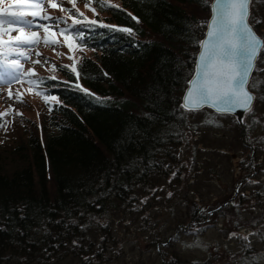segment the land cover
Here are the masks:
<instances>
[{"label":"trees","instance_id":"trees-1","mask_svg":"<svg viewBox=\"0 0 264 264\" xmlns=\"http://www.w3.org/2000/svg\"><path fill=\"white\" fill-rule=\"evenodd\" d=\"M211 1L118 0L116 7L91 0L102 15L98 21L130 29L131 35L77 25L85 36L83 44L75 42L92 55L76 63L79 75L60 64L55 79L40 77L45 83L37 89L57 98L41 120L40 134L34 127L25 141L0 145V264H68L83 257L90 259L81 263L103 262L112 233L111 215L138 219L160 205L154 194L166 183L175 197L191 204V211L186 224L177 222L175 234L150 237L160 264L179 260L160 252L163 244L177 243L181 235L203 234L217 228L219 221L225 225L220 230L224 234L241 228L256 233L251 245L237 238L229 264H264V206L249 217L242 213L253 207L245 203L247 199L256 205L264 200V185L237 202L209 206L195 204L190 198L192 183H186L190 167L198 165L213 175L215 157L220 163L227 160L219 151L214 154L205 150H210L208 146L200 147L204 142L195 139L198 132L220 130L217 119L230 120L246 151L239 162L240 174L233 179L234 189L264 171L257 157L264 156V140L262 134L252 133L262 124L264 51L249 84L255 104L242 127L231 116L181 107ZM263 5L264 0H252L249 19L261 38L264 23L256 21H264ZM199 113L209 119L191 120Z\"/></svg>","mask_w":264,"mask_h":264},{"label":"rangeland","instance_id":"rangeland-1","mask_svg":"<svg viewBox=\"0 0 264 264\" xmlns=\"http://www.w3.org/2000/svg\"><path fill=\"white\" fill-rule=\"evenodd\" d=\"M102 1L118 5V0ZM51 2L57 3L59 7L57 9H52L49 6V0H44L41 9H34L25 4L21 7L14 6L12 11L22 13L38 11L41 15L46 14L54 18H64L67 25L71 23V19H68L69 16H75L80 20H84L85 17L88 20L102 17L101 14H99L100 17L98 16L96 10L95 13L93 12L92 9L95 8L90 0H76V8L83 13V16L76 15V9L72 7L68 0H51ZM86 2L89 3L88 8H85ZM15 3L16 0H5L3 4H0V7H8L9 4L15 5ZM59 8H64L68 11H60ZM262 10H264V5L262 6ZM26 18L32 20L31 16H27ZM36 23L51 24L52 22L37 19ZM65 26V24L60 25L61 28ZM8 27L9 26L5 25V28ZM12 28L13 30L7 33L0 32V41L7 42L10 38L14 41L11 44H0V60H2L5 51L17 47L15 37L21 35V32L17 26H12ZM30 31H37L38 36L36 39L38 42L31 46L19 48V51H24L26 53L25 57H19L15 53H12L9 55L8 59L20 60L23 65V71L27 72L28 69H32L34 75L31 77L23 76L20 82H15L11 85L0 83V113H7V115L0 116V124L3 125L0 128V145L3 146H11L20 140L25 141L33 133L34 127L35 131L40 134L38 127L41 124V120H43L44 116L48 115V106L55 102V100L49 99L46 103L44 97L38 94L40 91L37 89V85L30 84L28 82L29 79L36 80L40 77H56L58 76L55 72L57 65L64 64L72 68L75 67L76 63L80 62L83 57L92 55L87 50L78 47L75 40L69 39L66 42L64 36L61 35L56 28H50L48 33H45L42 28L33 27L29 29L25 27L22 33L23 36H29ZM53 31L56 32L55 36H53ZM65 35L67 34L65 33ZM45 36H47L49 41L52 39L57 40V44L55 46H52L50 43L45 44ZM67 44L72 45L71 51L69 47L66 46ZM37 60L40 62L34 63ZM8 71L11 72V69L8 68ZM10 93L11 97L9 95ZM17 96L20 97V100L16 99ZM263 116L264 110L262 111V124L256 125L259 128L252 131V133L256 135L262 134V140H264ZM208 119L209 116L204 113H199L191 118V120H198L200 122ZM217 120L221 122L220 130L206 131V134H204L205 136L198 132L195 135V139L196 141L204 142L200 147L206 145L210 150L203 148L214 154L219 151L225 154L227 160L224 163H220L218 158L215 157L213 161L215 164L213 167L215 169H212L214 171L213 175L205 174L204 170H201L198 165L190 167L189 170L191 173L186 183H192L191 190L193 189L194 192L190 193V198L195 204H202L205 202L209 206H214L217 203L225 201H232L234 203L240 200V196L249 195L252 191L264 185V171H258L256 175L246 179V184H244L241 189H234L235 182L233 179L240 174L239 162L246 157V151H244L237 142L235 131H233V128H230V120ZM202 137L204 139H202ZM251 137H253V135ZM257 157L259 158L258 163L261 165L264 164V156L259 154ZM174 178L175 177L168 182L171 184ZM167 186V183L164 184L158 188L154 194L155 199L160 200V205H157L158 207L155 208H149L147 213L137 216L139 217L138 219H132V217H135H129L128 215H111L109 219V228H111L112 233L109 235V249L104 255L103 262L92 259L90 262L82 263L160 264L159 252L150 244V237H156V235L160 237H169L175 234L177 222L180 220L186 224L191 211V204H188V202H185L181 198L175 197L173 190H169ZM175 190L177 189L175 188ZM182 192L183 190L181 193ZM169 193H172V195L169 196ZM245 203H249L248 205L250 206L253 205V207H249L246 212L242 211V213L248 215V217L250 214H256L264 206V200H262L259 205L250 202L248 199ZM227 214L229 218L233 217V211H229ZM219 223L217 228L209 229L203 234L181 235L177 243H173L172 245H169L170 242L163 244L162 248H160V252H165L167 257H170L171 254L177 256L179 260L175 261V264H229L233 256L228 254L229 251L237 248V238L244 244L251 245L253 240H256V233L252 229L241 228L234 233L230 232L224 234L220 230L224 229L225 225L222 221H219ZM226 223L228 226L229 221ZM160 227H165L163 232L158 231ZM255 246H259L257 242H255ZM87 259L89 260L90 257L69 261L68 264H82L81 260L85 261ZM206 261L209 262L206 263Z\"/></svg>","mask_w":264,"mask_h":264},{"label":"snow or ice","instance_id":"snow-or-ice-1","mask_svg":"<svg viewBox=\"0 0 264 264\" xmlns=\"http://www.w3.org/2000/svg\"><path fill=\"white\" fill-rule=\"evenodd\" d=\"M5 0H0L3 4ZM73 8L76 9V15L83 16V13L76 8V0H68ZM252 0H215L212 9V16L207 23L208 31L206 39L199 44L200 52L197 62V73L195 77L189 81L187 94L184 97L181 107L189 111H195L202 107L209 106L214 108L220 114H235L237 111H242L245 114H250L252 111V102L254 95L248 91V86L251 83L250 77L255 71V60L261 51H264V38L259 37L253 25L249 23V4ZM100 3V0H97ZM27 4L34 9H41L44 0H16L15 5L9 4L8 7H0V32L7 33L13 30L12 26H17L21 35L15 37L17 44L16 48H10L3 53L0 66L10 68L11 72H6L0 76V83H7L11 85L15 82H20L23 76L31 77L34 75L32 69L27 72L23 71V65L18 59H8L9 55L15 53L19 57H25L24 51H19L20 47H26L36 44L38 41L37 31H30L29 36H23L25 27L32 29L33 27L42 28L45 33H48L50 28H56L60 34L64 36L65 41L69 39L79 40L81 44L84 43L85 33L77 28V25L86 26L90 31L94 30L95 26L101 28H112L113 31H120L131 35V30L127 28H118L101 23L95 19L84 20L77 19L75 16H69L71 24L67 25L64 18H54L49 15H41L38 11H31L29 13L14 12V6L21 7ZM49 6L52 9H57L59 5L49 0ZM104 6L103 4L101 5ZM89 7V3H85V8ZM60 11H68L64 8H59ZM95 13V9H92ZM31 16L32 20L26 17ZM37 19L43 21H51V24H37ZM136 19V17H132ZM86 21V25H85ZM256 23H264V21L257 20ZM66 26L61 28L60 25ZM5 25L9 26L5 28ZM70 33L71 35H65ZM56 32L53 31V36ZM14 41L10 38L9 41H0V44H11ZM45 44L55 46L57 40L49 41L47 36L44 38ZM71 51L72 45L67 44ZM71 58V57H69ZM37 60L34 63H39ZM67 68L68 66H64ZM73 73H77L75 67L71 68ZM77 75H79L77 73ZM55 79V77H51ZM30 84L41 85L45 83L43 78L28 81ZM79 88V85H76ZM87 93V90L81 89ZM45 102L49 99L56 100V96H49L47 93L40 92ZM91 95V93H87ZM11 97V93L9 94ZM20 100V97H16ZM99 99V98H97ZM7 115V113H0V116ZM241 116L238 120H243ZM3 125L0 124V127ZM177 173H172L175 177ZM172 193H169L171 196ZM247 239V238H245ZM76 244V242H73Z\"/></svg>","mask_w":264,"mask_h":264},{"label":"water","instance_id":"water-1","mask_svg":"<svg viewBox=\"0 0 264 264\" xmlns=\"http://www.w3.org/2000/svg\"><path fill=\"white\" fill-rule=\"evenodd\" d=\"M215 3V0H213L212 2H211V5H210V17H209V19H208V22L210 21V19H211V16H212V9H213V4ZM249 10H250V4H249ZM249 14H250V11H249ZM207 22V23H208ZM207 31H208V28H207V26H206V31H205V34H204V37L202 38V40H204V39H206V33H207ZM256 33V32H255ZM201 40V41H202ZM200 41V42H201ZM200 47H199V50H198V53H197V55H196V60H195V65H194V71H193V74H192V76H191V78H190V80H192L194 77H195V75H196V73H197V71H198V69H197V62H198V56H199V52H200ZM257 59V58H256ZM255 62H256V60H255ZM254 67H255V64H254ZM251 78V77H250ZM189 80V81H190ZM189 81H188V83H189ZM188 83H187V87H186V89L184 90V93H183V95H182V100H181V104L183 103V100H184V97L186 96V94H187V88H188ZM248 91H250L249 90V87H248V89H247ZM251 92V91H250ZM254 95V94H253ZM254 97H255V95H254ZM254 102H255V98H254V100H253V102H252V107H253V104H254ZM209 109V110H211V111H213L214 113H216V114H220V113H218L214 108H212V107H209V106H205V107H202V108H200V109H198V110H195V111H199V110H202V109ZM184 110H186V109H184ZM186 111H189V110H186ZM227 115H231V116H233L235 119H236V121H237V123H238V125L239 126H242V124H243V120L241 121V120H238V118L239 117H241V116H245L246 114L244 113V112H242V111H237L235 114H227Z\"/></svg>","mask_w":264,"mask_h":264}]
</instances>
